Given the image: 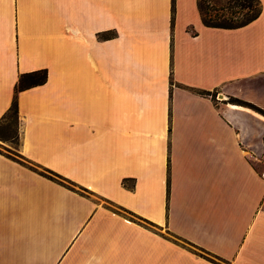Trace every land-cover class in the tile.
I'll list each match as a JSON object with an SVG mask.
<instances>
[{"label": "crops", "instance_id": "1", "mask_svg": "<svg viewBox=\"0 0 264 264\" xmlns=\"http://www.w3.org/2000/svg\"><path fill=\"white\" fill-rule=\"evenodd\" d=\"M258 1L0 0V126L46 71L0 139V264H264V116L231 102L264 111Z\"/></svg>", "mask_w": 264, "mask_h": 264}, {"label": "rangeland", "instance_id": "2", "mask_svg": "<svg viewBox=\"0 0 264 264\" xmlns=\"http://www.w3.org/2000/svg\"><path fill=\"white\" fill-rule=\"evenodd\" d=\"M232 0H200L201 5L203 6V13L202 17L209 21L210 18H217L219 22H223L224 20L232 18L233 20L243 21L246 19L247 16H249L251 13L248 11L247 8H241V7H233ZM0 139L1 142L8 147L17 150V146L19 144V122L16 123L15 119L9 115H7L0 126ZM3 144H0V149L4 151H8L9 153L13 154L16 157H19L15 151L5 147ZM20 161V160H19ZM22 163V162H21ZM36 169V168H34ZM40 172H44V170H40ZM44 174L49 175L50 177H53L50 174H47L44 172ZM69 185V184H67ZM72 189L74 186L69 185ZM109 209H112L113 211H118L116 208L110 204H105ZM119 213L123 214L125 217L131 219L132 221H135L137 223H140L141 225H145L142 222H139L137 218H133L129 216L128 214H124L119 211ZM149 227V226H147ZM150 228V227H149ZM153 229V228H150ZM168 239H172L169 235H164ZM197 252V251H196ZM200 253V252H197Z\"/></svg>", "mask_w": 264, "mask_h": 264}, {"label": "trees", "instance_id": "3", "mask_svg": "<svg viewBox=\"0 0 264 264\" xmlns=\"http://www.w3.org/2000/svg\"><path fill=\"white\" fill-rule=\"evenodd\" d=\"M231 3L233 7H236V8L237 7L247 8L251 14L247 16L246 19L243 21L233 20L232 18H230V19L224 20L223 22H219L217 18H210L209 21L203 18V23L206 26L214 27V28L235 29V28H239L241 26L248 24L249 22L257 18V16L259 15L260 3L258 0H232ZM202 13H203V6L201 5V14ZM45 81H46V71L45 70L21 75L15 86V95H14L12 104L8 112L5 114L4 118L10 114V116L15 119L16 123H18L17 93L19 91L28 89L30 87L41 85ZM231 102L237 105L244 106V107H249L264 116V111L250 104H247L237 99H232ZM49 173L53 176V177L48 176V178L51 180H56L57 178H60L56 174H53L51 172Z\"/></svg>", "mask_w": 264, "mask_h": 264}, {"label": "built area", "instance_id": "4", "mask_svg": "<svg viewBox=\"0 0 264 264\" xmlns=\"http://www.w3.org/2000/svg\"><path fill=\"white\" fill-rule=\"evenodd\" d=\"M260 176H261L262 178H264V170H263V172H261Z\"/></svg>", "mask_w": 264, "mask_h": 264}]
</instances>
